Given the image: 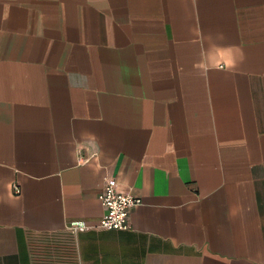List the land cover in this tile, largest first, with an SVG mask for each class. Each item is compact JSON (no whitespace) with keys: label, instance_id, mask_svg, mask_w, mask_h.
<instances>
[{"label":"crops","instance_id":"0c3cea01","mask_svg":"<svg viewBox=\"0 0 264 264\" xmlns=\"http://www.w3.org/2000/svg\"><path fill=\"white\" fill-rule=\"evenodd\" d=\"M0 264H264V0H0Z\"/></svg>","mask_w":264,"mask_h":264},{"label":"built area","instance_id":"2783aa9c","mask_svg":"<svg viewBox=\"0 0 264 264\" xmlns=\"http://www.w3.org/2000/svg\"><path fill=\"white\" fill-rule=\"evenodd\" d=\"M80 161H84L80 158ZM14 191L19 192L17 184L13 186ZM99 198L104 207V212L98 225L106 229H127L130 227V210L133 206L141 203V198L132 193H125L118 189V181L114 176L108 177L99 193ZM83 219H75L69 222L71 231L91 227Z\"/></svg>","mask_w":264,"mask_h":264}]
</instances>
